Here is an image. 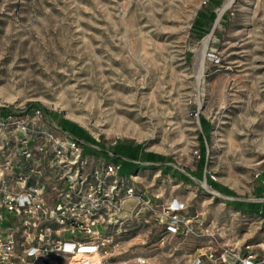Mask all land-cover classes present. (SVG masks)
<instances>
[{"label": "rangeland", "instance_id": "1", "mask_svg": "<svg viewBox=\"0 0 264 264\" xmlns=\"http://www.w3.org/2000/svg\"><path fill=\"white\" fill-rule=\"evenodd\" d=\"M208 1L0 0V108H41L105 148L140 144L169 157L155 168L141 165L136 188L160 203H182L212 234L164 238L153 220L129 222L117 264L135 257L189 264L209 245L264 258V216L230 205L264 202L256 194L264 174V0H236L224 12L198 89L196 54L226 0L212 9L208 33L191 39ZM201 138L204 175L234 196L214 193L189 173ZM164 166L191 182L164 174Z\"/></svg>", "mask_w": 264, "mask_h": 264}, {"label": "built area", "instance_id": "2", "mask_svg": "<svg viewBox=\"0 0 264 264\" xmlns=\"http://www.w3.org/2000/svg\"><path fill=\"white\" fill-rule=\"evenodd\" d=\"M86 147L100 151L41 108L0 113V264H117L122 230L135 221L153 220L163 237L212 236L198 213L139 192L136 174ZM190 264H264V258L209 245Z\"/></svg>", "mask_w": 264, "mask_h": 264}, {"label": "trees", "instance_id": "3", "mask_svg": "<svg viewBox=\"0 0 264 264\" xmlns=\"http://www.w3.org/2000/svg\"><path fill=\"white\" fill-rule=\"evenodd\" d=\"M208 3L209 6H207L208 7L207 11L209 12L199 11L197 17L195 18L192 24L191 32H190L191 39L200 40L209 31V24H207V22L211 23V20L214 18V13L212 9L218 7L220 5V2L218 0H209ZM38 107L40 106L38 105ZM15 111H17V109L12 106L0 108V113L3 114H8L10 112H15ZM47 113L49 116H53L57 120L59 119L58 116L53 115L51 112H47ZM58 122L64 130L68 131L72 135L76 136L79 139L84 140L88 144L97 145V146L99 145L101 146L102 149L101 151H98L91 147H86L85 152L97 156L102 155L104 157H110L107 154V150L110 151L113 154V158H112L113 161L120 163L122 170L125 173H132L140 168H143V166H140L139 164H135L133 163V161L152 163V165H150L152 168H155L157 163L159 165H163L164 162H170L169 157H165L161 154H157L153 152H145L143 150V146L140 144L132 145V144L116 143L105 149V147L101 142L95 140L90 134H88L82 127H80L76 123L71 122L67 119H60ZM201 123L204 129H206L207 126L204 119L201 120ZM206 157H207V150L204 145L203 139L201 138V147L199 149V158L197 160L196 170L189 173L199 180H202L205 177L207 184L212 189L219 192L220 194L226 196H234L235 195L234 192L228 189L226 186L212 180L210 176L204 175V170L207 165ZM160 168L162 169V167ZM162 172L164 174H169L172 178H176L184 183L191 182V179L187 175L172 170L171 166H164ZM256 194L257 197L259 198L262 197V195H264V183H261V185L256 191ZM230 205L233 209L243 214H256V215L264 216V202H242V201L233 200L230 202Z\"/></svg>", "mask_w": 264, "mask_h": 264}, {"label": "bare ground", "instance_id": "4", "mask_svg": "<svg viewBox=\"0 0 264 264\" xmlns=\"http://www.w3.org/2000/svg\"><path fill=\"white\" fill-rule=\"evenodd\" d=\"M236 0H226L224 5L218 12V17L224 13L228 8L232 7ZM212 40V35L208 34L201 43V48L199 52L196 54L195 58V68H196V84L197 88L199 89L202 79L205 73V62H206V54L207 49L209 47L210 41ZM208 187V186H206ZM205 187V188H206ZM211 190V189H210ZM214 193H217L215 190H212ZM178 201L175 202L177 204Z\"/></svg>", "mask_w": 264, "mask_h": 264}, {"label": "crops", "instance_id": "5", "mask_svg": "<svg viewBox=\"0 0 264 264\" xmlns=\"http://www.w3.org/2000/svg\"><path fill=\"white\" fill-rule=\"evenodd\" d=\"M97 146V145H96ZM98 149L101 151L102 149H101V146H99L98 145ZM106 149V148H105ZM109 153V154H108ZM107 154H108V156H110V157H104V156H102V155H100V157H102L103 159H105V160H107V161H109V162H113V163H117V162H115V161H113V154L110 152V151H108L107 150ZM133 163H135V164H139L140 166L141 165H152V163H148V162H139V161H133ZM156 165H159L158 163L156 164ZM123 173L124 174H137V170L136 171H134V172H132V173H125L124 171H123ZM169 175V174H168ZM261 183H264V174H262L261 175ZM165 237H170V235H167V236H165ZM164 237V238H165ZM174 237V236H173ZM201 251V248H198L197 249V252L193 255V257H192V260L194 259V257L198 254V252H200ZM192 260H190V262H189V264L192 262Z\"/></svg>", "mask_w": 264, "mask_h": 264}, {"label": "water", "instance_id": "6", "mask_svg": "<svg viewBox=\"0 0 264 264\" xmlns=\"http://www.w3.org/2000/svg\"><path fill=\"white\" fill-rule=\"evenodd\" d=\"M223 14L224 13H222L219 17L217 16L216 17V19H215V21H214V24H213V26H212V28H211V31H210V35H212V33H213V31H214V29L216 28V26H217V24H218V22L220 21V19H221V17L223 16ZM203 180H204V184H206V178L204 177L203 178ZM217 192V191H216ZM219 193V192H218ZM220 194V193H219Z\"/></svg>", "mask_w": 264, "mask_h": 264}]
</instances>
